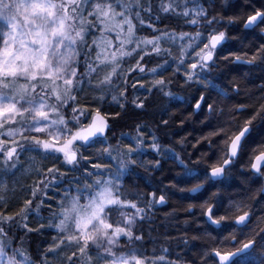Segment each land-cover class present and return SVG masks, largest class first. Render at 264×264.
<instances>
[{
    "label": "clouds",
    "instance_id": "clouds-1",
    "mask_svg": "<svg viewBox=\"0 0 264 264\" xmlns=\"http://www.w3.org/2000/svg\"><path fill=\"white\" fill-rule=\"evenodd\" d=\"M55 19L0 114V264H160V245L217 264V244L264 264V0H56Z\"/></svg>",
    "mask_w": 264,
    "mask_h": 264
},
{
    "label": "snow or ice",
    "instance_id": "snow-or-ice-1",
    "mask_svg": "<svg viewBox=\"0 0 264 264\" xmlns=\"http://www.w3.org/2000/svg\"><path fill=\"white\" fill-rule=\"evenodd\" d=\"M4 2L5 0H0V16L5 20V27L8 28V31L7 33L0 32V114H14L17 109V100L25 96L28 91L20 83L24 77L19 76L18 73L26 72L30 66H35L40 62L41 52L47 47L49 37L44 21L51 20L54 23H58V21L55 19L56 0H13L16 9L15 14L10 12L7 15H5ZM101 15H107V13H101ZM20 19H23L25 23H18ZM112 35L115 34L112 33ZM216 39L219 37H214L213 42ZM68 43H71L70 37ZM96 126L102 127L101 122L98 121ZM2 131L3 129H0V132ZM2 139L10 142L7 135H4ZM16 151L17 148H9V156H13ZM69 158L75 159V154L69 152ZM100 166L93 164V167ZM256 166H260L259 159ZM219 170L213 169V171ZM109 197V191L105 190L101 193L102 199L107 200ZM160 199L163 200L164 197L161 196ZM73 209L79 211L81 206L74 201ZM89 211L94 212V208L86 207L83 209L82 223L90 222ZM206 215L217 223L224 219V217H218L214 213L212 206L207 208ZM243 218L240 217V219ZM247 246L244 245L243 247ZM80 251L83 253V249ZM239 251L240 249L230 251L227 250V246L217 244L211 249V254L216 258L217 264H229L231 258ZM152 254L161 257L160 264H175V260L170 255V250L163 245H160L158 250L154 249ZM106 258L111 259L107 255ZM72 260H77L75 252L72 254ZM233 264H249V262L246 257L241 256Z\"/></svg>",
    "mask_w": 264,
    "mask_h": 264
},
{
    "label": "rangeland",
    "instance_id": "rangeland-1",
    "mask_svg": "<svg viewBox=\"0 0 264 264\" xmlns=\"http://www.w3.org/2000/svg\"><path fill=\"white\" fill-rule=\"evenodd\" d=\"M9 10L12 14H15V5L13 3V0H9ZM5 26V20L3 19L2 16H0V27H4Z\"/></svg>",
    "mask_w": 264,
    "mask_h": 264
}]
</instances>
